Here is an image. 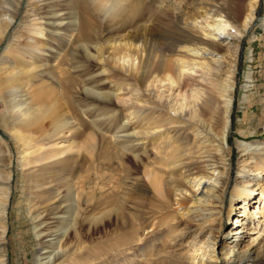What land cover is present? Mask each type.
I'll return each mask as SVG.
<instances>
[{
    "label": "bare ground",
    "instance_id": "1",
    "mask_svg": "<svg viewBox=\"0 0 264 264\" xmlns=\"http://www.w3.org/2000/svg\"><path fill=\"white\" fill-rule=\"evenodd\" d=\"M44 1L28 0L18 31L0 54V127L8 135L0 133V264L12 262L8 209L17 182L36 240L34 264H76L85 248L79 219L97 232L110 216L130 226L120 199L111 211L92 216L96 198L84 197L82 185L80 190L75 186L84 175L73 173L75 157L86 155L97 162L95 167L120 170L128 177L133 169L127 161H135L140 173L132 182L133 192L151 190L159 202L153 211L168 208L167 215L154 214L156 220H151L167 235L157 244L159 264H264V140H237L235 148L243 159L225 206L232 168L228 135L237 58L258 0H208L202 10L189 15L185 11L189 0H161L159 6L148 0L147 21L148 14L172 6L171 50L155 67L149 66L146 49L155 42L151 29H135L131 38H122L109 52L94 46L93 54L86 42L91 36L86 0H81V16L71 11L65 24L57 22V12H40ZM106 1L96 5L105 13L127 4V0ZM21 4L22 0H9L0 5V44ZM62 27L67 29L59 40L72 45L80 40L77 51L84 62L95 61L108 76L117 69L121 79L117 75L113 80L111 92L88 86L92 76L77 78V66L79 74H88L87 63L76 65V56L68 51L54 55L48 68L45 53ZM47 72L64 91L80 86L93 100L109 101L114 107L100 108L102 115L92 123L95 130L84 135L90 125L71 101L63 110L57 98L52 99L53 87L44 78ZM248 204L253 210L239 214L237 209ZM18 207L19 203L13 209ZM224 215L231 222L222 229ZM179 221L184 222L182 230L177 229ZM176 237L181 240L178 247Z\"/></svg>",
    "mask_w": 264,
    "mask_h": 264
},
{
    "label": "rangeland",
    "instance_id": "2",
    "mask_svg": "<svg viewBox=\"0 0 264 264\" xmlns=\"http://www.w3.org/2000/svg\"><path fill=\"white\" fill-rule=\"evenodd\" d=\"M160 1L156 0V6H159ZM175 1L180 2L181 0ZM8 2L9 0H0V5L6 6ZM103 2L107 3L106 0H86L84 2L87 13V30L91 33L90 39L86 40V42L89 44V50L93 54H95L94 46L107 48L109 52L112 47L115 49V47L120 45L122 38L127 36L131 38V34H134L133 31L135 29L142 31L144 28H148L152 30L150 31L155 38L153 44L146 45L149 66L155 67L160 64L161 60H164L165 56L168 58L171 50V47L168 46V40L172 36L171 31H173L169 29L170 25L168 23L170 20L168 13L172 12L170 11L172 6L164 7L162 12H156L153 16L148 14L150 21H147L148 16L144 14L147 13L145 4L148 0H127L126 5H121L108 13L96 7L99 3L103 6ZM81 3V0H45L41 5L40 12L42 14L49 11L57 12L59 15L56 18L57 22L61 21L65 24L68 22L71 11H74L75 15L81 16L83 12ZM183 3L181 2V4ZM206 4H209L208 0H189L185 8L186 15H189L195 9L202 10V6ZM28 9V0H22L16 21L9 30L4 42L0 44V54L3 53L5 43L10 38V35L18 31L22 17ZM139 15L143 18H140L141 16ZM66 29L64 27L59 28L58 31H55L56 34L52 36L55 41H51L52 47H49L45 53L48 58L47 66H50L48 68H52L54 55L60 56L58 53L68 51L76 56V65L87 63L85 67L88 74H84V72L79 74L81 68L77 66V71H75L77 78L87 77L88 79V77L92 76L88 81V86H93L95 89L99 88L103 92H111L114 86L113 80H117V75L121 79L117 69H115L114 76L113 74L108 76L101 73V68L95 61L84 62L82 55L77 51L80 40L74 41L76 42L74 45H72L73 43L65 44V42L59 40V34L66 31ZM80 38L82 37L80 36ZM81 42H83V39ZM235 77L231 130L228 135L232 168L228 192L225 198L226 207L228 206L229 192L233 186L234 176L243 159L235 148L237 140L240 137L248 141L264 140V0L257 1L253 24L241 40ZM44 78L53 87L54 95L51 94L52 99L56 97L59 105L64 107L63 110H65V106L69 105V101L74 106H78L80 117H83L90 125L85 130L84 135L95 130V126L92 123L97 117L102 115L103 112H101L100 108L106 106L114 107L109 101L93 100L84 93L80 86L73 88L69 92L64 91L59 84L54 82L53 77L48 72ZM1 93L3 94L4 92ZM152 103L154 106H162L158 102ZM2 113L3 105L0 102V116H2ZM0 133L8 137L2 127H0ZM75 160L73 173L76 174L81 171L82 175H84V178L80 176L75 181L76 188L80 190L82 185L81 188L85 191L84 197L95 196L96 198L92 216L100 212L111 211L117 200L120 199L125 204L126 214L129 215L130 219L132 218L131 220L129 219L130 226H124V223H121L120 220H115L110 216L109 219L105 220V223H107L105 227L98 232L95 230V226L88 227L86 221L82 220L79 222V219L80 238L85 248L81 250L82 252H79L81 256L79 258L81 259L76 264H159L157 262V244L160 241V237H167V235L161 233L163 227L157 225L158 222L155 221L156 224L154 223L157 228L153 225L152 221L156 220V218L152 216L156 214L158 217L159 215L164 217V215L168 214V208L162 209L160 212L153 211L159 202L151 190H143L140 195L138 194L139 196L133 192L132 182L140 173V169H135V161H131V159L127 161L133 169L128 177L127 174L120 170H107L95 167L98 165L97 162L91 161L90 158L87 159V155L84 158L78 156L76 159L75 157ZM16 161L14 157V171L19 176L21 171ZM87 167H90L91 170H88ZM87 170L88 173L85 178V171ZM15 185L14 195L11 196L8 209L12 212L10 226L7 230L11 242L9 244V259L12 260L11 264H34L33 256L36 240L33 235L32 223L23 211L24 196L21 192V183L17 182ZM140 197H143L142 202L136 204L135 201ZM17 203L20 204V207L17 208L19 211L13 209L14 205L17 206ZM251 207L248 204L247 208L242 206L237 210L239 214H249L253 210ZM144 220L145 223H143ZM139 222H141V225ZM230 222L228 217L224 215L222 229L227 228ZM131 223L133 224L132 226ZM177 229H184L183 221L178 222ZM19 233L21 234L20 236H18ZM15 238L18 241L17 239L14 240ZM176 239L178 247L181 240H179V237H176ZM20 242H22V246H19ZM85 256H89L87 257L88 260Z\"/></svg>",
    "mask_w": 264,
    "mask_h": 264
}]
</instances>
